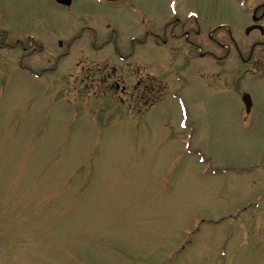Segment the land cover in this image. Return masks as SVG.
I'll return each instance as SVG.
<instances>
[{"label":"rangeland","instance_id":"rangeland-1","mask_svg":"<svg viewBox=\"0 0 264 264\" xmlns=\"http://www.w3.org/2000/svg\"><path fill=\"white\" fill-rule=\"evenodd\" d=\"M263 1L0 0V264H264Z\"/></svg>","mask_w":264,"mask_h":264},{"label":"flooded vegetation","instance_id":"flooded-vegetation-1","mask_svg":"<svg viewBox=\"0 0 264 264\" xmlns=\"http://www.w3.org/2000/svg\"><path fill=\"white\" fill-rule=\"evenodd\" d=\"M254 11L258 15V18H257L258 21L255 22V23L262 24L264 26V2L258 4L254 8ZM203 25H207V24L203 21ZM222 25L223 24H220V26H222ZM262 36H264V34ZM261 47L264 48V40L263 41H255L254 42V45L252 47V50L250 51V54H249V56H248L247 59L246 58H243V56L241 55V53H242L241 50L238 49V52L240 54V58L243 61L247 62V63H249L250 61L253 60L251 62L252 66L255 67L256 69H260L259 64H260V62H263L264 61V59L263 60H260V59H262L264 56L259 55L260 52H256V55H254V53H255V49H258V48H261ZM261 52H263V51H261ZM108 58H111V57L108 56ZM107 62H108V64H107ZM103 65H104L105 71H104V74H103V77H102V81L111 80V74H113L112 71H113V68H114L113 65H111V59H109L108 61H106V63H104ZM97 69H99V67ZM114 70H115V68H114ZM110 85H111V90H113V88H114L115 90H118V91L121 90V92H123V93H125L126 90H127V88H128L127 87L128 84H126L125 80H123L122 82L118 81L116 84H114L113 81H112L110 83ZM137 85L140 86V89L142 88L141 87V82L137 83ZM147 87H149V86H147ZM147 87L144 86V89H147ZM135 88L137 89L138 87H135Z\"/></svg>","mask_w":264,"mask_h":264},{"label":"water","instance_id":"water-1","mask_svg":"<svg viewBox=\"0 0 264 264\" xmlns=\"http://www.w3.org/2000/svg\"><path fill=\"white\" fill-rule=\"evenodd\" d=\"M61 2H65L66 4H68L70 2V0H59Z\"/></svg>","mask_w":264,"mask_h":264}]
</instances>
